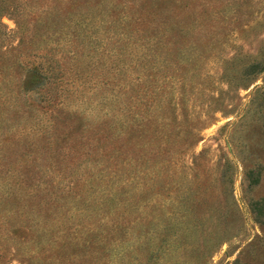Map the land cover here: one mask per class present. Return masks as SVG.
<instances>
[{"label":"rangeland","instance_id":"1","mask_svg":"<svg viewBox=\"0 0 264 264\" xmlns=\"http://www.w3.org/2000/svg\"><path fill=\"white\" fill-rule=\"evenodd\" d=\"M57 5L3 20L0 264H264V0Z\"/></svg>","mask_w":264,"mask_h":264},{"label":"trees","instance_id":"2","mask_svg":"<svg viewBox=\"0 0 264 264\" xmlns=\"http://www.w3.org/2000/svg\"><path fill=\"white\" fill-rule=\"evenodd\" d=\"M57 2L58 0H0V58L5 55L6 43L12 38L4 18L9 17L15 22L14 33L18 35V45L24 46L29 40L31 29L48 27V22L53 19L49 10L55 13L58 9ZM33 70L36 74L43 75L37 66Z\"/></svg>","mask_w":264,"mask_h":264}]
</instances>
